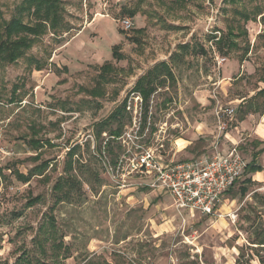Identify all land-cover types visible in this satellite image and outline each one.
Wrapping results in <instances>:
<instances>
[{"label": "rangeland", "instance_id": "obj_1", "mask_svg": "<svg viewBox=\"0 0 264 264\" xmlns=\"http://www.w3.org/2000/svg\"><path fill=\"white\" fill-rule=\"evenodd\" d=\"M21 2L0 0V16L17 15ZM61 2L70 31L49 32L0 66V264H264V174L244 171L217 216L180 209L171 195L117 186L120 176L141 181L128 171L145 148L167 162L211 153L219 106L245 101L224 118L227 132L243 112L264 116V91L257 94L264 88V0ZM123 17H131L130 29L121 27ZM159 61L174 78L144 101L133 86ZM103 63L110 65L102 71ZM123 100L124 110L107 119ZM117 127L120 136L110 135ZM247 132L235 144L250 161L264 141ZM118 159L108 168L116 179L104 165ZM256 160L264 167V152ZM43 161L42 175L17 180L13 170L26 174ZM66 178L73 186L56 203L68 187L53 185Z\"/></svg>", "mask_w": 264, "mask_h": 264}, {"label": "built area", "instance_id": "obj_2", "mask_svg": "<svg viewBox=\"0 0 264 264\" xmlns=\"http://www.w3.org/2000/svg\"><path fill=\"white\" fill-rule=\"evenodd\" d=\"M120 25L125 30L130 29L133 25L131 17H123ZM135 99L138 101L140 97L135 96ZM214 113L219 134L212 141L211 153L167 162L163 160L161 153L155 154V151L148 147L130 159L128 174H138L141 181L126 183V180L121 176L119 178L111 168L108 171L110 166L119 165V159L116 163L105 164L106 172L113 178H119L118 187L134 185L162 189L172 196L174 203L180 209L199 212L205 216L219 215L217 205L241 177L247 161L236 144L230 146L226 152L220 149V135L227 126L224 118L231 120L234 108L219 106Z\"/></svg>", "mask_w": 264, "mask_h": 264}, {"label": "trees", "instance_id": "obj_3", "mask_svg": "<svg viewBox=\"0 0 264 264\" xmlns=\"http://www.w3.org/2000/svg\"><path fill=\"white\" fill-rule=\"evenodd\" d=\"M225 1L235 2V0ZM16 13L17 15H13L9 19H4L2 16H0V66H6L8 64L15 63L18 59L25 56L26 52L39 41L41 36L49 32L52 34H57L59 31H65L69 28L64 19L65 8L61 0H22L17 8ZM129 14L133 16L135 15V12L130 11ZM24 15L28 17L26 21L23 20ZM239 15L244 17L245 20L249 19L247 14H242L239 12ZM217 41L218 44L221 45L222 42H224V37H218ZM233 44L234 43L232 41L229 42V46H233ZM117 49L118 46L114 45L112 55H116L118 57ZM37 64L38 65L36 66V69L40 70L42 65L40 63ZM109 65V63H103L99 68L103 71L108 69ZM173 78L174 75L168 63L165 61H159L136 80L133 86V91L140 92L144 101H147L151 94L156 90L158 84H162L166 80H173ZM14 91L15 88H13L11 93V101H13ZM263 91L264 88L258 90L257 94L262 93ZM124 104L125 101L123 100L121 108L116 112H113L112 116L109 115L107 119L114 118L117 113L122 112L124 110ZM120 133L121 127L109 130V134L112 136H119ZM31 142L36 148L41 147L39 141L32 139ZM257 145H259V143ZM261 151H264V147L255 152L252 159L247 163L245 168L247 173L264 170V168L257 164L255 160L257 153H260ZM73 153L74 148L68 151V165L65 167V170L68 172V174L72 169L71 158ZM46 167L47 162L43 161L40 164L34 166L26 174H23L18 170H13V172L15 173L17 180L27 182L33 175H42ZM69 177H71V174H69ZM71 181L72 180L70 178H66L64 180H58L55 182L53 188L57 191L63 190V187L65 186L68 187L63 196L60 195L56 197V203L69 195V189L71 186H73L71 185ZM248 181H250V178ZM232 188L233 187H231L227 193H229ZM242 192H244V188H242ZM51 219V217L48 219V223L52 228L50 233L53 235L55 229L54 221ZM39 264L48 263L40 262Z\"/></svg>", "mask_w": 264, "mask_h": 264}, {"label": "crops", "instance_id": "obj_4", "mask_svg": "<svg viewBox=\"0 0 264 264\" xmlns=\"http://www.w3.org/2000/svg\"><path fill=\"white\" fill-rule=\"evenodd\" d=\"M69 29H71L70 26L67 30L62 31V32L68 33L70 31ZM232 101H235V100H231V102ZM231 102H229V103H231ZM244 103H245V101L242 99V100H237L236 104H230V105L234 108V111L237 112L238 107L240 109ZM254 117H255L254 112H252V111H248L247 113L243 112L242 115L239 116V118L236 120L237 124L234 125L228 132L227 131L223 132V135H222V141H223L222 150H223V152H226L228 150V148L233 145V143L239 144L240 140L244 139V138H241L242 136H240V137L238 136V132H240V130L248 129L249 132H247L246 135H248L249 137L251 135H253V136L256 135L258 137L259 141H264V116L261 118L259 117L258 119L254 118ZM261 148H263V147H261ZM258 150H256L255 152H257ZM261 152H264V151H261ZM254 153L252 154V157H253ZM258 155H259V153H257L255 160H256ZM244 157L248 163L249 161L247 160L245 155H244ZM256 162H257V160H256ZM257 164H259V163L257 162ZM259 165H261V164H259ZM262 167H263V165H262ZM263 171H255V172H251L250 174L253 176L254 179H260V177H263V174H264ZM140 189L151 190L152 192H154L157 195L167 194L170 196V194H168L166 191H164L162 189H151L148 187H140Z\"/></svg>", "mask_w": 264, "mask_h": 264}]
</instances>
